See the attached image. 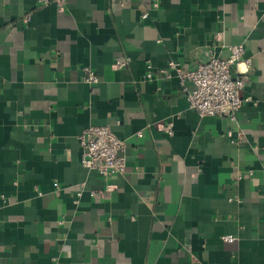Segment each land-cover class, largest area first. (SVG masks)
<instances>
[{"label":"crops","instance_id":"1","mask_svg":"<svg viewBox=\"0 0 264 264\" xmlns=\"http://www.w3.org/2000/svg\"><path fill=\"white\" fill-rule=\"evenodd\" d=\"M157 2L0 0V264H264V0ZM230 45L248 100L201 117L162 71ZM94 126L122 175L81 164Z\"/></svg>","mask_w":264,"mask_h":264},{"label":"built area","instance_id":"2","mask_svg":"<svg viewBox=\"0 0 264 264\" xmlns=\"http://www.w3.org/2000/svg\"><path fill=\"white\" fill-rule=\"evenodd\" d=\"M157 1L152 0L153 8L158 6ZM37 2L40 6L51 2H54L57 7L63 4V0H37ZM142 18H146V15H142ZM211 54L208 61L197 65L192 70H183L178 63L169 61L161 76L175 75L181 81L192 82L193 89L187 94L188 101L199 116H218L223 113L234 116L248 100L239 96L240 91L249 82L247 73L237 69L243 58L244 47L243 45L228 46V55L225 58L216 57L213 52ZM126 64L127 61L117 59L115 67L121 69ZM245 64L248 65V61H245ZM234 72L235 77L232 76ZM81 73L84 83L90 86L97 84L98 77L90 67L83 66ZM152 77V72L145 75L146 79ZM78 139L82 147L83 167L96 171L105 181L125 172V143L116 137L108 126L88 127ZM54 186L57 187L56 184ZM93 195L94 192H91V196ZM223 240L232 241V238L223 237Z\"/></svg>","mask_w":264,"mask_h":264}]
</instances>
